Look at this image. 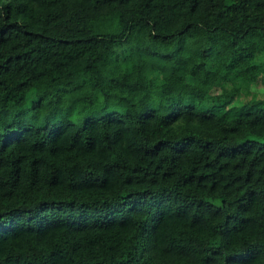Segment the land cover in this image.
I'll return each instance as SVG.
<instances>
[{"label": "trees", "instance_id": "obj_1", "mask_svg": "<svg viewBox=\"0 0 264 264\" xmlns=\"http://www.w3.org/2000/svg\"><path fill=\"white\" fill-rule=\"evenodd\" d=\"M0 264H264V0H0Z\"/></svg>", "mask_w": 264, "mask_h": 264}, {"label": "rangeland", "instance_id": "obj_2", "mask_svg": "<svg viewBox=\"0 0 264 264\" xmlns=\"http://www.w3.org/2000/svg\"><path fill=\"white\" fill-rule=\"evenodd\" d=\"M231 26L234 27V28L239 29L237 25L232 24ZM244 50H245V49L242 48V49H238L237 52H236V53H237V56H238L239 59H241L242 61H245V60L247 59L248 55H249V52H247V50H245V51H244ZM252 93L255 94V92H252ZM215 99L219 100V99H221V96H217V97H215Z\"/></svg>", "mask_w": 264, "mask_h": 264}]
</instances>
